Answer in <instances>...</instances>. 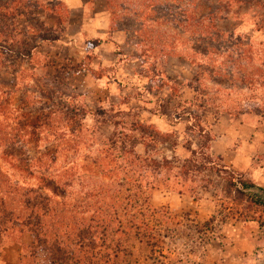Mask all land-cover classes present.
Returning <instances> with one entry per match:
<instances>
[{
    "label": "rangeland",
    "instance_id": "obj_1",
    "mask_svg": "<svg viewBox=\"0 0 264 264\" xmlns=\"http://www.w3.org/2000/svg\"><path fill=\"white\" fill-rule=\"evenodd\" d=\"M72 1L0 0V100L10 99L8 103L0 105V122H3V130L10 132L11 137L22 133V128L43 134L76 128L80 132V135L75 137L76 145L70 151L59 153L57 165L66 166L73 160L72 164L77 168L76 172H79L76 173L78 178L85 175L95 182L115 183V189L120 190V194H116L125 203L129 201L123 199L128 192H137L133 191V188L127 191L125 179L142 177L123 169L131 156L121 155L120 147L125 140L116 135L112 142L110 141V134L115 130L114 121L126 122L121 127L117 126L116 132H132L139 137V131H131V122L136 119L142 118L146 122L153 112L159 110L174 120L175 113L186 111L188 104L177 97L180 93L173 94L175 98L171 97V91L159 85L163 80L164 64L167 63L165 71H169L168 77L179 83H185L197 67L176 55L164 57L157 52L146 51V47L139 43V38H135L134 30L137 27L131 23L123 26L121 19L116 17L125 14L123 7H115V3L111 5L108 0ZM69 2L73 3V7H69ZM213 2L218 6V14L223 17L218 20V26L223 31H232L236 35L251 38L255 55L250 65H262L264 0ZM117 3L121 5L124 2ZM135 6L142 15L145 8L137 1ZM204 7L207 9V6ZM112 9H117V13L113 14ZM93 17H98V20L95 21ZM105 18L108 22L111 18V30L118 31L111 37L120 43V47L116 44L108 45L107 48H113L110 53L105 44L98 47L109 63L122 59L117 71L112 66H103V59H97L96 51L99 48L96 46L95 35L102 33L99 37H109V34H106L109 29ZM143 22L146 31L141 33L140 39L155 38L163 41L169 34L185 42L189 37H199L198 33L193 34L190 30L167 29L165 24L149 17L146 23ZM42 37H53L57 40L50 41ZM125 38L127 43L124 42ZM184 46L188 49L191 44L186 43L182 47ZM167 58L169 59L166 60ZM217 66H220L219 61ZM84 68L91 73L84 71ZM132 72L135 74L131 75ZM88 74L90 80L87 78ZM92 74L105 78L117 77V80L121 79V83L115 86L113 95L110 91L109 96V87L107 90H100L92 85ZM256 85H259V82ZM211 87V93L215 94L214 86ZM183 95L189 97L190 92L184 91ZM217 97V102L225 101L234 105L233 108L240 103H251L252 114H264V109L260 107L264 105V86L234 88L228 94ZM116 101H125L128 104L123 108L126 110L122 111L123 115L113 118L114 112L103 107H108ZM22 111L40 117V122L33 119L30 121L36 126L45 123L46 117L51 113L49 127L18 124ZM242 111L236 114L239 115ZM196 112L200 114L201 122L206 127L207 123L216 117L211 108L197 109ZM108 118L113 119L112 124L107 123ZM180 119L182 123L178 124L176 129L166 131L178 135L174 152L169 145H159L160 150L156 158L165 155L183 159L191 156L192 149L200 150L202 139L198 133L187 128V115L184 114ZM146 139L151 140L149 137ZM131 142L132 139L127 141L126 146L133 148ZM20 146H24V155ZM6 147L18 157L37 156L31 151V145L6 142L0 146V163L4 167H10L7 160L12 159L13 162L14 159L4 160L2 150ZM207 148L205 153L211 155ZM134 151L144 155L145 146L138 144ZM154 153L155 151H150L151 156ZM211 156L216 164L225 165L227 171L234 170L250 179L245 173L233 169L220 156ZM108 167H111L112 172L103 170L105 176H101L100 170ZM145 177L150 180L157 179V185L146 191L149 198L148 209L143 215L140 214L138 206L137 208L133 205L130 210L135 214V219H142L147 226H141L137 233L134 226L124 220V225L120 227L117 224L109 231L105 241L100 238L101 229H97L96 238L89 243L90 251L94 250L96 262L92 264H264V204L254 202L250 197L230 187L225 177L209 173L207 170L198 176L190 172L186 181L181 180L176 168L168 172L149 173ZM10 178L31 181L36 179L35 176L24 177L20 172ZM79 183L77 181L68 189L73 193L71 195L81 191ZM253 192L257 195L260 193L258 189ZM29 237L32 240L30 235L28 239ZM22 241L25 243L22 255L25 251L28 255L31 246H27L25 238ZM13 242L17 241L7 239L4 244ZM5 245L0 246V256ZM12 253L7 255L8 260L13 256ZM49 253H54L56 258L63 257L60 252H55V249H50ZM50 256L44 255L45 258ZM0 264H4L1 258Z\"/></svg>",
    "mask_w": 264,
    "mask_h": 264
},
{
    "label": "trees",
    "instance_id": "obj_2",
    "mask_svg": "<svg viewBox=\"0 0 264 264\" xmlns=\"http://www.w3.org/2000/svg\"><path fill=\"white\" fill-rule=\"evenodd\" d=\"M118 1H123L124 5H120L117 3ZM136 1L145 8L142 15L136 10ZM213 1L114 0L113 2L108 0L109 4L115 3V7L118 5L119 8H124L122 9L125 14L116 17L121 19L123 26L126 23H131L137 27L134 30L135 38H139V43L146 47V51L157 52L164 57L176 55L197 67L194 78L190 82L195 95L190 100H184V103L188 104L187 110L175 113L174 120L168 119L170 124H175L186 114L189 122L187 128L199 134L202 139L200 150L192 149L191 156L180 159L176 156L169 158L162 155L157 159L156 156L160 150L159 145H169L171 151L174 152L178 142V135L175 132L162 133L152 124L143 123L136 119L131 122V131H139L140 136L137 137L132 132H116V127H121L126 122L114 121L115 130L110 134V141L112 142L116 135L123 141L125 140L120 147L121 155L129 154L131 156L123 169L127 172L137 173L142 177L125 179L128 185L127 191L132 188L133 191L137 190L135 193L128 192L123 198L129 200L128 202L123 203L121 198L117 196L116 193L120 194V190L115 189V183L95 182L85 175L78 178L76 173L79 172H76L77 168L72 164L74 163L73 160L66 166L57 165L59 153L70 151L76 145L75 137L80 135L76 128L44 134L22 128V133L11 137L10 132L3 130V122H0V146L6 142L14 145H31V151L37 155L22 157L25 154L22 152L24 146H20L23 155H19V157L12 154L10 148L6 147L2 150L4 160L14 159L13 162L12 159L7 160L10 167H4L0 163V246L5 245L4 242L7 239H11V241L22 243L24 248L25 243L22 241L24 236L30 235L32 237L31 244L27 245L31 246L30 253L27 255L25 251L18 264L96 263L94 250L93 252L90 251L89 243L96 238L97 229H101L102 237L100 238L105 241L109 231L117 224L120 227L124 225V220L134 226L137 233L141 226H147L142 219H135V214L131 213L130 209L133 208V205L134 207L138 206L141 215L148 209L149 198L146 191L157 185V179H146L145 176L149 173L168 172L176 168L181 180L186 181L190 172L198 176L202 171L207 170L209 173H217L225 177L230 187L250 197L254 202L264 204V199L253 192L255 189L264 190L263 188L257 186L251 179L242 176L241 173L234 170L227 171L225 165L216 164L213 157L205 153L213 135L202 124L201 116L196 110L211 108L216 115L221 113L236 114L241 110L243 113L251 111V103H240L233 108L234 105H229L225 101L217 102L219 100L217 96H223L224 93L228 94L234 88L250 89L252 85L264 86V62L260 66L250 65L255 55L251 38L236 35L232 31H223L217 24L218 20L223 17L218 14V6ZM6 5L8 4L6 3ZM204 6H207V9ZM111 12L116 14L117 9L115 11L112 9ZM148 17L151 20L156 19L157 22H162L161 24H165L167 29L190 30L193 34L198 33L199 37L196 39L189 37L185 42L169 34L163 41L155 38L140 39L141 33L146 31V27H143V21L146 23ZM42 39L54 41L56 38L42 37ZM181 42L182 46L186 43L191 44V46L186 49V46H181ZM218 61L219 67L217 66ZM258 82L259 85H256ZM164 84L165 82L160 81L161 87ZM211 84L215 88V94L211 93ZM174 94H179L177 87ZM9 101L8 98L1 99L0 105L2 106L3 103ZM260 107L264 109L263 104ZM55 112L56 110L53 111V113ZM112 112L115 114L113 118L123 115L122 111ZM156 113L161 116L167 115L159 110ZM50 115L51 113L46 117L45 123L36 126L34 122L31 124L30 121L40 122V117L22 111L18 124L49 127ZM110 119L112 120V118ZM148 137L151 138L150 141L146 139ZM130 139H132L133 148L126 146ZM138 144L145 146L144 155L134 151ZM150 151H155L157 154L154 153L151 156ZM103 170L112 172L111 167L102 168L99 173L101 176H105ZM17 172L23 174L24 177L35 176L36 179L34 181L11 179L10 176ZM77 181L80 182L78 186L81 187V191L73 196L71 195L73 193L69 192L68 189L72 188ZM121 185L123 184L121 183ZM116 207L118 208L115 209ZM50 249L60 252L63 257H54V253H49ZM44 255L53 257L45 258Z\"/></svg>",
    "mask_w": 264,
    "mask_h": 264
},
{
    "label": "crops",
    "instance_id": "obj_3",
    "mask_svg": "<svg viewBox=\"0 0 264 264\" xmlns=\"http://www.w3.org/2000/svg\"><path fill=\"white\" fill-rule=\"evenodd\" d=\"M72 2L75 3L74 1ZM73 3H70L71 6L68 4L70 8L73 7ZM93 19L94 20L96 19L95 21H97L98 17H93ZM106 22L108 25L109 32L106 33L105 31V33L109 34V37H107L106 39H103V37H99L101 36L102 33L98 36L95 35L94 37V39L97 40L96 46L97 48H99L96 51L98 54L97 59H101V60L103 59L104 60L103 66H107V67L112 66L115 68V71H117V67L120 66L122 59H115L116 61L114 63L112 62L109 63L105 58V54L102 53L100 47H98L101 46L102 44H105L106 48L108 45L111 44L112 45L116 44L117 47H120V43L114 41L113 37H111L112 34L118 32V31L115 32V30L113 29L111 30V18H109V22L105 18V23ZM122 32L123 31H121V33ZM126 38L124 40L125 43H127ZM55 40H57V38ZM112 50L113 48L110 46L109 48H107L108 53L112 52ZM116 54L118 55L121 53H116ZM168 59L169 58H167L166 60ZM166 60H164V62ZM166 64H164L163 67L164 69L162 70V75H163L162 81L165 82V84L162 87L163 88L165 87L171 91V97L172 96L174 97L173 94L175 88L177 87L179 93L181 94L177 97L182 98L183 102L184 100L192 99L195 95V91L190 85V82L194 78V73L190 78L186 79L185 83H179L178 81L177 83L174 82L173 79L168 77L167 73L169 71L167 72L165 71ZM84 71L89 73L90 70H85L84 68ZM134 74L135 72L131 73V75ZM88 77L89 74L87 75V78ZM130 77L131 76L129 75V78ZM88 79L90 80V78ZM92 83H93L92 85L97 86L98 88H100V90L102 89L107 90L109 87V96H111L110 91L112 92L113 95L114 93L113 91L116 90L115 86L121 83V79L117 80V77L105 78V76L102 77L97 74H92ZM117 88L119 90V87ZM184 91L190 92V96L184 97L183 95ZM127 104L128 102L125 101H119V102L116 101L114 103H111L108 107H103V109H107L109 111L110 110L126 111L123 108ZM251 112L252 111H248L241 113L239 115L237 114L225 115L223 113L218 115L214 114L216 117L213 119V121H209L208 123L206 121L208 126L207 127L205 126V128L209 130L210 133L213 135V139L209 142L207 149H209L211 155L220 156L223 159V161L229 164L233 169L245 173L257 186L264 189V114L261 116H257L255 114H252ZM108 119L109 120L107 121V123L112 124L111 119L110 118ZM168 119H170L168 115L161 116L156 112H153V114H151V117H149L148 120H146V122L142 118H139V121L143 123L153 124L155 128L160 130L162 133L176 129L177 125L182 123L180 119L177 120L175 124H170ZM187 123L189 122L187 121ZM24 238L27 245L31 244L32 240L30 239V237L28 239V235H25ZM22 250H23V244L20 242H15V243L13 242L7 244L3 247L0 258L3 260L4 264H18V261L22 256ZM11 252H13L12 253L13 256L8 260L7 255L10 254Z\"/></svg>",
    "mask_w": 264,
    "mask_h": 264
},
{
    "label": "water",
    "instance_id": "obj_4",
    "mask_svg": "<svg viewBox=\"0 0 264 264\" xmlns=\"http://www.w3.org/2000/svg\"><path fill=\"white\" fill-rule=\"evenodd\" d=\"M259 191H260V193H258L259 196L264 199V190H259ZM254 194H257V193L254 192Z\"/></svg>",
    "mask_w": 264,
    "mask_h": 264
}]
</instances>
